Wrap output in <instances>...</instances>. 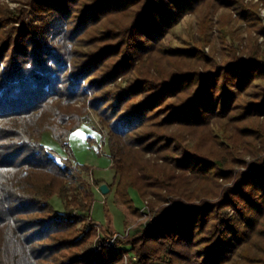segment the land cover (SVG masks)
<instances>
[{
	"label": "trees",
	"instance_id": "obj_1",
	"mask_svg": "<svg viewBox=\"0 0 264 264\" xmlns=\"http://www.w3.org/2000/svg\"><path fill=\"white\" fill-rule=\"evenodd\" d=\"M20 1L0 0V264H264V0ZM192 13L197 39L166 44ZM32 14L54 17L35 31ZM213 16L233 41L218 66ZM90 114L109 192L152 213L113 245L106 203L103 223L91 214L106 182L89 183L68 144Z\"/></svg>",
	"mask_w": 264,
	"mask_h": 264
},
{
	"label": "rangeland",
	"instance_id": "obj_2",
	"mask_svg": "<svg viewBox=\"0 0 264 264\" xmlns=\"http://www.w3.org/2000/svg\"><path fill=\"white\" fill-rule=\"evenodd\" d=\"M27 1V0H23ZM213 1V0H212ZM11 8L18 7L20 5V0H4ZM218 1L214 2V6H218ZM216 10H219L216 8ZM260 15L264 20V7L261 8ZM54 15H45V16H36L31 15L29 21L31 25L35 29V31H39L38 27L47 21L51 20ZM213 24L212 29L210 30L208 40V46H205V52L210 54L214 58L215 66L223 64L230 58V51L228 46L233 43L232 39L229 37L222 44L220 38L217 37L216 29L214 28L215 24V16L212 17ZM197 21L196 14H187L185 15L180 22L171 29V31L166 36V44L171 47L182 46L187 42H192L193 39H197ZM235 32L237 35H241L242 38H245L244 26L241 23H235ZM239 39H237L236 46H240ZM259 43H261L262 48L264 49V42L262 38H259ZM243 45V44H242ZM106 131L101 130L100 125L98 123L97 117L93 114H90V117L87 123L82 124L76 130H74L68 140V144L70 147V151L73 153V162L78 165L87 166L90 168V171L83 172V177L92 183L93 178L111 181L114 177V171L111 168V160L108 155V148L105 142L106 140ZM43 144L50 150H52L58 158H64L67 156L66 151L63 149L62 145L53 139L49 132L43 135ZM246 160L250 161V158L247 157ZM96 192H99L95 196V201L92 206L91 214L94 220L103 223L105 221V212H104V203H106L107 208L111 214L114 228L117 233L114 234H125L128 231L127 235L131 232L135 233L138 230H141L145 227V223L150 222L152 219V213L147 210H142L143 204L140 205V198L133 192L132 198L134 199V204L136 206L140 205L139 213L130 212L125 206L121 204L119 199L115 196L114 190L111 192L101 194L98 188H96ZM149 200H153V197ZM61 200L58 197L53 198L52 204L56 208V210L60 211ZM155 205H159L156 201H154ZM168 204V203H166ZM61 212V211H60ZM76 212V211H75ZM149 215V216H148ZM150 217V219H149ZM149 220V221H148ZM108 237L105 239H111ZM98 235H101L98 230ZM123 235V236H127ZM119 236V235H118ZM93 246V245H92Z\"/></svg>",
	"mask_w": 264,
	"mask_h": 264
},
{
	"label": "built area",
	"instance_id": "obj_3",
	"mask_svg": "<svg viewBox=\"0 0 264 264\" xmlns=\"http://www.w3.org/2000/svg\"><path fill=\"white\" fill-rule=\"evenodd\" d=\"M147 204L145 203V205L143 204V206H142V210H147L148 208H147V206H146ZM149 216V215H148ZM149 219H150V217H149ZM149 221V220H148ZM147 223V222H146ZM146 223H145V225H146ZM127 233H128V231L127 232H125V234L123 233V234H119L118 233V235H127ZM117 234H114V236L111 238V239H108V240H106V243L107 244H109V245H113V243H114V239L118 236Z\"/></svg>",
	"mask_w": 264,
	"mask_h": 264
},
{
	"label": "water",
	"instance_id": "obj_4",
	"mask_svg": "<svg viewBox=\"0 0 264 264\" xmlns=\"http://www.w3.org/2000/svg\"><path fill=\"white\" fill-rule=\"evenodd\" d=\"M99 191L101 192V194L108 193L109 192V188H108L107 184H102L99 187Z\"/></svg>",
	"mask_w": 264,
	"mask_h": 264
},
{
	"label": "crops",
	"instance_id": "obj_5",
	"mask_svg": "<svg viewBox=\"0 0 264 264\" xmlns=\"http://www.w3.org/2000/svg\"><path fill=\"white\" fill-rule=\"evenodd\" d=\"M112 181H113V180H111V181H106V184H108V185H109V184H110Z\"/></svg>",
	"mask_w": 264,
	"mask_h": 264
}]
</instances>
